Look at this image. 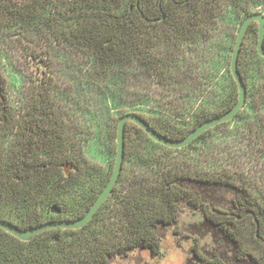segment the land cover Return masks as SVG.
<instances>
[{"label": "trees", "instance_id": "16d2710c", "mask_svg": "<svg viewBox=\"0 0 264 264\" xmlns=\"http://www.w3.org/2000/svg\"><path fill=\"white\" fill-rule=\"evenodd\" d=\"M261 4L264 0H0V30L47 27L89 60L74 90L48 71L18 100L4 92L8 82L0 71V218L27 228L84 214L113 169L90 150L96 147L112 160L124 112L139 114L162 135L177 139L231 108L238 88L230 63L219 71L211 65L213 55L197 47L193 63L179 47L208 41V26L219 21L224 8L244 19ZM257 28L255 21L247 28L238 70L246 98H262L264 105ZM142 76L159 88V97L150 86L143 90ZM245 103L233 119L242 116ZM223 123L172 148L127 121L122 170L93 218L80 228H50L28 240L0 228V264H111L114 256L136 248L158 255L159 231L176 223L182 207L200 212L227 246L240 244L247 217L264 242V206L241 175L169 161L172 152L192 151ZM128 161L138 168L128 171Z\"/></svg>", "mask_w": 264, "mask_h": 264}, {"label": "rangeland", "instance_id": "374dc122", "mask_svg": "<svg viewBox=\"0 0 264 264\" xmlns=\"http://www.w3.org/2000/svg\"><path fill=\"white\" fill-rule=\"evenodd\" d=\"M254 11L264 12V5L257 6ZM221 14L218 22L208 26L212 30L208 41L179 47L187 52L193 63L196 54L193 47L209 52L215 60L212 63L211 58V65H217L219 71L229 66L230 48L243 19L242 15L232 14L225 8ZM88 67L89 60L84 52L74 49L47 27L27 25L0 30V71L8 82L4 92H9L14 100L48 71L62 87L71 86L72 91V86L80 83ZM141 79L143 90L150 86L159 97V88L154 82L146 76ZM261 100L246 98L248 110H243L241 117L217 126L210 135L196 142L192 151L172 152L169 161L198 168L234 170L264 206V105ZM3 104L0 95V113ZM114 144L116 146V141ZM90 156L112 169L115 156L110 160L96 147L90 150ZM126 168L133 171L138 168V163L128 161ZM241 225L240 244L233 248L214 236L200 212L182 207L176 223L159 231L160 254L153 255L148 249L136 248L125 255L114 256L111 264H255L247 254L264 264V242L255 233L252 219L245 218Z\"/></svg>", "mask_w": 264, "mask_h": 264}, {"label": "water", "instance_id": "95a60500", "mask_svg": "<svg viewBox=\"0 0 264 264\" xmlns=\"http://www.w3.org/2000/svg\"><path fill=\"white\" fill-rule=\"evenodd\" d=\"M257 22V44L256 49L259 55L264 57V13L262 11H254L247 14L237 32L235 42L232 49L230 59V72L235 80L238 88V98L235 104L224 113L209 117L202 122L194 126L185 136L177 139L168 138L155 129H153L139 114L135 112H124L121 114L117 121V134H116V155L114 160L113 169L111 175L102 189L92 202L90 207L84 214L75 219H54L41 222L37 225L27 228H19L18 226L10 223L8 220L0 218V228L14 235L21 240H28L38 234L41 231L50 228H80L89 222L101 204L111 194L114 185L116 184L120 172L122 170L124 161V131L127 121H132L142 128L153 140L172 148H181L190 144L195 138H197L204 131L214 127L220 123L233 119L236 114L244 107L246 102V85L238 70V56L240 48L247 31V28L251 22ZM53 212L58 213V210L52 209Z\"/></svg>", "mask_w": 264, "mask_h": 264}]
</instances>
